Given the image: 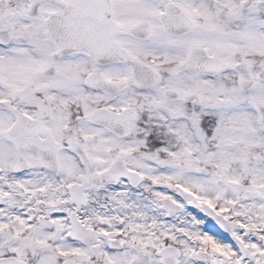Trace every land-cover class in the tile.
Instances as JSON below:
<instances>
[{
  "label": "snow or ice",
  "instance_id": "6c2138e0",
  "mask_svg": "<svg viewBox=\"0 0 264 264\" xmlns=\"http://www.w3.org/2000/svg\"><path fill=\"white\" fill-rule=\"evenodd\" d=\"M0 264H264V0H0Z\"/></svg>",
  "mask_w": 264,
  "mask_h": 264
}]
</instances>
